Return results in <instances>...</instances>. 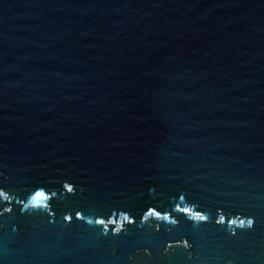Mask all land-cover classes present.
<instances>
[{"label":"water","instance_id":"water-1","mask_svg":"<svg viewBox=\"0 0 264 264\" xmlns=\"http://www.w3.org/2000/svg\"><path fill=\"white\" fill-rule=\"evenodd\" d=\"M0 264H264V0H0Z\"/></svg>","mask_w":264,"mask_h":264}]
</instances>
